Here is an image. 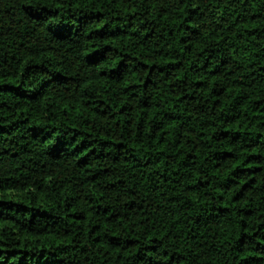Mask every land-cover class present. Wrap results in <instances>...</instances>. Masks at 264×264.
Instances as JSON below:
<instances>
[{"label": "trees", "instance_id": "obj_1", "mask_svg": "<svg viewBox=\"0 0 264 264\" xmlns=\"http://www.w3.org/2000/svg\"><path fill=\"white\" fill-rule=\"evenodd\" d=\"M0 264H264V0H0Z\"/></svg>", "mask_w": 264, "mask_h": 264}]
</instances>
